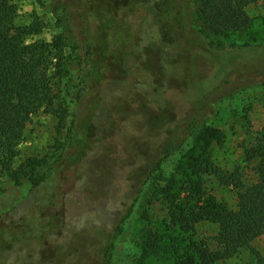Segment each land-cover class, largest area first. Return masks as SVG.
Returning <instances> with one entry per match:
<instances>
[{"label": "rangeland", "instance_id": "rangeland-1", "mask_svg": "<svg viewBox=\"0 0 264 264\" xmlns=\"http://www.w3.org/2000/svg\"><path fill=\"white\" fill-rule=\"evenodd\" d=\"M12 1L17 6L18 26L42 24L41 33L29 36L28 43L62 38L64 65L62 76L54 80L50 108L32 115L26 125L11 173L0 167L2 263L17 264V250L31 244L30 250L35 244L43 247L27 257L34 262L40 258L50 264L91 262L90 251L98 245L97 228L109 229L113 221L123 218L113 264H174L167 243L173 204L162 190L172 178L181 181L184 156L196 154L201 144L194 152L195 136L202 130L188 133L181 147L152 174H148L150 165L159 159L163 146L181 135L203 101L199 126H210L221 136V142H213L205 153L206 159L223 172L239 168L246 183L254 179L260 159L248 160L244 151L257 147L264 137V57H251L253 63L245 60L227 70L215 47L239 50L249 44L264 48V1L247 8L253 19L250 28L213 36L199 17L202 0H179V8L188 3L191 15L186 32L174 35L170 19L155 22L154 18L151 25L146 23L141 38L132 35V43L118 49L101 39L113 18L106 2ZM116 1L126 6L134 24L139 23L138 17L133 18L141 14L133 9L134 0ZM122 9L120 5L115 15L122 14ZM155 9L156 17L158 13L161 17ZM134 24L130 34L139 30ZM236 49L234 53L249 52ZM96 62L103 68L101 83L87 73ZM92 103L96 107L91 114ZM81 121H89L101 143L98 151H88V157L70 166L67 157L75 152L68 144L77 136L74 128ZM204 184L208 195L234 207L229 187L212 176H205ZM215 232L214 226L201 224L195 240L212 248ZM162 235L165 251L143 257L146 243L159 241ZM20 240L30 242L22 246ZM251 246L264 257V236ZM217 264H255V258L244 250Z\"/></svg>", "mask_w": 264, "mask_h": 264}, {"label": "trees", "instance_id": "trees-1", "mask_svg": "<svg viewBox=\"0 0 264 264\" xmlns=\"http://www.w3.org/2000/svg\"><path fill=\"white\" fill-rule=\"evenodd\" d=\"M79 1H82L84 5L88 0ZM100 1L103 4L108 3L110 11L114 15H112L111 27L108 28L105 35L102 34L101 39L103 42L108 39L107 44H112L116 49L126 48L127 44H131L132 35L141 38L145 34L146 23L150 24L154 18L155 22L162 21L165 17L170 19L169 21L174 25L172 28L170 24L171 32L174 35H179L180 30L186 32L185 26L189 23L188 18L191 16L187 9L188 3L182 4V7L179 8V0H134L131 2L133 9H138L141 13V15L133 16V18L141 19L139 23L134 24L133 20L129 19V16L127 17L128 13L127 10H124L126 8L124 4L119 1L115 2V0ZM263 1L202 0L199 17L213 36L243 31L250 28L253 23L247 8ZM120 5L123 6L122 14L115 15ZM155 7H158L161 17L159 13L156 17L157 9ZM17 13V6L12 0H0V167L2 172L8 174L12 171L14 159L18 156L17 147L24 138L26 125L32 115L43 108H50L54 80L62 76L64 65L62 38L57 37L50 43H28L29 36L41 33L42 24L34 21L23 27L18 26L16 24ZM132 24L136 25L139 30H134L130 34L129 27H132ZM118 34H122L121 37L124 34L125 36L119 38ZM236 48L215 47L220 52V59L223 61L222 67L227 70L245 60H247L245 62L247 64L253 63L254 61L250 60L253 59L251 57L257 55L264 57V48L258 50L256 49L258 46L249 44L240 46V51H249L240 54L234 53ZM228 56L231 58L227 59ZM102 70L100 62H96L90 64V70L87 73L95 82L101 83ZM203 105L204 102L200 101L181 135L163 146L159 159L150 165V170L148 169V174L157 171L160 164L181 147L188 133L197 129L202 130L195 136L197 144L193 147L194 152L199 143L201 144L196 154L194 153L193 156L192 152H187L184 156V158L187 157L186 170L184 168L182 170L184 172L181 181L177 183L172 178L167 187L162 190L164 198L173 204L167 226L171 232L168 235L167 243L173 250L174 264H217L236 257L244 250L251 251L255 258V264H264V257L251 246L253 241L264 236V137L257 147L244 151L248 160L254 157L260 159L254 168L255 176L252 181L246 183L243 179V172L239 168L223 172L205 157V153L213 142L218 144L221 142V136L220 132L216 129L212 130L210 126L204 124L199 126L202 121ZM95 107L96 105L92 103L89 108L91 114ZM74 130L77 136H74L68 144V149L75 152L67 157L70 166L82 158L88 157V151H98L101 143V139L93 134L89 121H81ZM146 171L144 170V173ZM131 173L132 171L128 174V181L132 179ZM205 176H212L223 186L231 189L235 196L234 207H231L226 201L218 199L215 195L206 193ZM178 184H180L179 188L176 186ZM129 187L131 186L127 187L126 192ZM182 193L185 194L183 198L180 197ZM176 200L178 203H174ZM123 224L124 221L121 218V220L112 222L110 230L105 226L97 228L98 245L90 251L91 262L86 263L83 260L78 264H113V252ZM201 224H209L216 228L212 248L210 245L201 244L195 240L196 227ZM26 242L30 241H19L22 246H26ZM161 243H166L164 235L160 236L159 241L154 239L148 241L143 257L150 253L165 251L166 247ZM31 245L17 250L16 263L50 264L47 259L42 261L43 258L35 260L37 262L28 259L27 257L39 253L43 249L35 244L34 249L30 250ZM9 252L8 257L10 256ZM3 257L5 256L3 255ZM0 259V264H3L2 258Z\"/></svg>", "mask_w": 264, "mask_h": 264}, {"label": "flooded vegetation", "instance_id": "flooded-vegetation-1", "mask_svg": "<svg viewBox=\"0 0 264 264\" xmlns=\"http://www.w3.org/2000/svg\"><path fill=\"white\" fill-rule=\"evenodd\" d=\"M141 15V14H140ZM140 21H141V19H140ZM142 23V22H141Z\"/></svg>", "mask_w": 264, "mask_h": 264}]
</instances>
